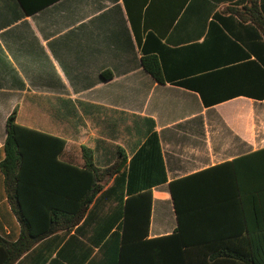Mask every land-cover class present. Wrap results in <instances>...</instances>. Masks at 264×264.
Returning <instances> with one entry per match:
<instances>
[{
	"label": "crops",
	"instance_id": "0c3cea01",
	"mask_svg": "<svg viewBox=\"0 0 264 264\" xmlns=\"http://www.w3.org/2000/svg\"><path fill=\"white\" fill-rule=\"evenodd\" d=\"M244 5L0 0V163L15 109L18 125L66 142L62 163L82 168L83 147L99 167L115 163L118 147L128 158L79 225L40 241L16 264H120L127 201L150 190L148 237L128 244L124 259L138 264L147 241L179 227L172 182L264 149V66L246 46L251 58H240L214 26L234 38L236 23L225 27L217 17ZM147 53L157 56L165 83L145 71ZM132 224L135 233L140 225ZM0 236H20L1 173Z\"/></svg>",
	"mask_w": 264,
	"mask_h": 264
},
{
	"label": "trees",
	"instance_id": "16d2710c",
	"mask_svg": "<svg viewBox=\"0 0 264 264\" xmlns=\"http://www.w3.org/2000/svg\"><path fill=\"white\" fill-rule=\"evenodd\" d=\"M227 11L231 15L218 16V21L225 27L233 21L238 28L229 29L232 38L215 24L220 39L241 51L240 58L249 59L246 46L264 66V0H246L243 7ZM151 39L148 36L145 52ZM142 65L165 83L157 56L145 55ZM102 78L109 80L111 74L102 73ZM65 145L58 137L18 125L17 109L8 117L0 173L20 236H0V264H16L40 241L79 225L96 196L127 163L118 147L113 165L96 166L93 150L83 147L85 164L78 168L59 161ZM170 187L179 227L173 235L147 241L150 248L145 257L137 258L138 264H264V149L174 181ZM151 209L150 190L128 199L120 264L128 244L148 237ZM132 223L140 225L135 233H130Z\"/></svg>",
	"mask_w": 264,
	"mask_h": 264
}]
</instances>
